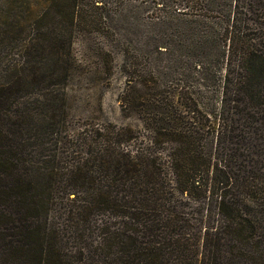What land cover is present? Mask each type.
Listing matches in <instances>:
<instances>
[{
    "label": "trees",
    "instance_id": "16d2710c",
    "mask_svg": "<svg viewBox=\"0 0 264 264\" xmlns=\"http://www.w3.org/2000/svg\"><path fill=\"white\" fill-rule=\"evenodd\" d=\"M77 39L138 127L70 120ZM0 264H264V0H0Z\"/></svg>",
    "mask_w": 264,
    "mask_h": 264
},
{
    "label": "rangeland",
    "instance_id": "374dc122",
    "mask_svg": "<svg viewBox=\"0 0 264 264\" xmlns=\"http://www.w3.org/2000/svg\"><path fill=\"white\" fill-rule=\"evenodd\" d=\"M23 8L25 3L19 2V8L15 6V12L18 13ZM89 42L77 39L73 44L74 53L80 61L78 60L79 65L71 70L66 85L68 103L71 106L70 120H108L116 124L138 127L140 122L133 110L124 109L119 103L125 86L123 70L120 67L123 60L121 54L113 51L110 69L107 70L101 64L102 58L93 53L95 44L88 45Z\"/></svg>",
    "mask_w": 264,
    "mask_h": 264
}]
</instances>
